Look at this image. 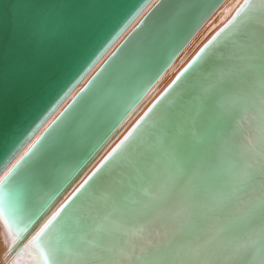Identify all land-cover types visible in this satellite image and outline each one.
Returning <instances> with one entry per match:
<instances>
[{
	"label": "snow or ice",
	"instance_id": "1",
	"mask_svg": "<svg viewBox=\"0 0 264 264\" xmlns=\"http://www.w3.org/2000/svg\"><path fill=\"white\" fill-rule=\"evenodd\" d=\"M218 2L191 0L187 16L165 20L152 40L142 43L137 37L161 4L157 0L23 155L10 168L0 159V168H8L0 177V217L6 216L13 226L20 220L34 222L152 89ZM258 3L264 16V0ZM252 5L244 0L49 217L33 241L47 243L45 264H69L58 246L66 213L79 212L81 218L93 214L97 201L93 184L114 165L131 161L125 155L128 148L138 158L155 149L146 169L148 175L141 177L147 185L141 189L144 199L134 213L148 226V238L138 251L124 253V260L108 264H264V42L248 57L233 55L236 37L244 28L242 17ZM136 8L135 2L130 3L93 27V35L71 63V71L51 107L108 50L127 27L125 17ZM219 48L230 49V54L218 55L215 50ZM213 59L219 65L203 77L199 100L215 102L220 123L216 142L195 158L182 157L175 148L165 145L161 136L151 138V130L159 127L153 116L165 103L170 106L173 92L181 94L180 86L189 74ZM98 90L102 101L95 106L91 102ZM30 131L20 134L19 147L26 143L25 136L30 138ZM257 175L261 179L254 183ZM257 210L259 222L253 226ZM103 219L108 221L109 216ZM112 224L128 234L125 225Z\"/></svg>",
	"mask_w": 264,
	"mask_h": 264
},
{
	"label": "bare ground",
	"instance_id": "2",
	"mask_svg": "<svg viewBox=\"0 0 264 264\" xmlns=\"http://www.w3.org/2000/svg\"><path fill=\"white\" fill-rule=\"evenodd\" d=\"M250 2L253 5L242 17L244 28L236 37V49L233 50V55L240 57H248L259 47L261 42H264V16L260 14L259 9L252 11L255 7V1L250 0ZM156 3L157 0H152L147 5L115 42V46ZM160 3L149 18L145 29L137 37L142 43L152 40L159 26L165 20L171 17L187 16L190 11L189 4L191 0H160ZM243 3L244 0H219L218 5L207 15L187 43L176 54L173 63L158 78L152 89L141 98L123 122L117 125L113 132L110 133L97 153L87 162L85 169L80 172V175L39 214L34 222L26 223L24 220H20L13 226L9 223L6 216L0 217V264L2 262L3 264H18L20 258L26 255L30 257L38 256L42 264H45L47 243L36 244L33 242L42 228L41 226L39 230H36L42 218L46 216L50 209L57 205L58 201H61L77 186L80 180L88 174L95 163L107 151L123 138L128 129L143 114L155 97L167 87L192 56L232 18L236 9ZM111 48L112 50L114 49L113 46ZM215 51L218 55L227 56L230 54V49L228 48H219ZM256 62L260 63L261 60L257 58ZM218 65V60H207L202 66L189 74L186 83L181 85L183 91L175 99L174 103L166 110H163L165 103L153 116V119L157 120L159 127L151 130L152 139L159 135L165 145L175 148L179 155L192 158L197 157L201 152L215 144L220 127V123L217 120L215 102L211 99L199 100V96L205 83L203 77L213 73ZM101 101L102 97L98 90L93 96L91 103L99 106ZM161 113L164 114L163 119H161ZM226 126L228 127L229 123ZM154 154L155 149H152L145 151L143 156L138 158L131 148L126 149L125 155H128L131 161L128 164H124L121 161L120 164L114 165L93 184L92 191L97 199L93 214L88 215L86 218H81L79 212L66 213L68 218L65 221L63 237L58 242V246L62 258L69 261V264H108L112 260H124L123 254L129 253L127 252L126 244L109 241L107 237L115 229L112 222L110 223V218L115 216L117 220L119 218L116 216L118 212H126L131 208L135 212L139 202L144 199L141 189L147 185L141 177L148 175L146 169L152 163ZM260 179V176L257 175L254 177L253 182L259 183ZM114 206L118 210L113 211ZM105 215L109 216L108 221L103 219ZM259 215L260 211L257 210V218L252 221L253 226L259 222ZM26 224L29 225L28 228L25 227ZM19 232L24 233V235L18 237L17 234ZM138 244V241L133 240L130 244L132 246L130 250H134L133 246H138Z\"/></svg>",
	"mask_w": 264,
	"mask_h": 264
},
{
	"label": "water",
	"instance_id": "3",
	"mask_svg": "<svg viewBox=\"0 0 264 264\" xmlns=\"http://www.w3.org/2000/svg\"><path fill=\"white\" fill-rule=\"evenodd\" d=\"M151 1L0 0V159L6 160L7 166L92 68L82 78L77 77L71 91L51 107L61 93L71 63L93 35V27L109 20L128 4L136 3L137 8L125 17L127 27L110 49ZM254 1L252 11L259 9L258 0ZM178 96L175 92L171 94L170 106ZM168 107L166 104L163 110ZM41 118L42 122L32 129L31 126ZM29 129L30 138L25 136L26 143L19 147L18 137ZM5 168H0V173ZM134 213L131 208L118 212L117 220L115 216L110 218V223L115 220L129 228L126 235L114 226L107 236L109 241L126 244L127 252L138 251V246L148 238V226L140 223L142 221ZM17 235L22 237L24 233ZM133 240L139 244L131 251Z\"/></svg>",
	"mask_w": 264,
	"mask_h": 264
},
{
	"label": "clouds",
	"instance_id": "4",
	"mask_svg": "<svg viewBox=\"0 0 264 264\" xmlns=\"http://www.w3.org/2000/svg\"><path fill=\"white\" fill-rule=\"evenodd\" d=\"M116 46L113 45V48ZM112 52V48L108 49L104 52V54L101 56V58L97 61L96 64L92 66V68L88 71V73L85 75V77L81 80V83L78 84L75 88L72 89V91L69 93L67 98L57 106V108L48 116L46 120H44L41 127L38 129V131L33 135L32 138L28 140V142L25 144V146L21 149L19 154L16 156V158L12 161L11 164H9L8 168L12 166L16 162L17 159L20 158L21 155L33 144V142L41 135V133L48 127V125L60 114V112L65 108V106L72 100V98L76 95V93L83 87V85L88 81V79L91 77V75L96 71L97 68L100 67V65L104 62V60L109 56V54ZM8 168L4 170V172L0 173V177H3L5 173L8 171ZM73 190V189H72ZM71 190V191H72ZM71 193V192H70ZM69 193V194H70ZM68 194V195H69ZM67 195V196H68ZM65 196L61 201L57 202V205H55L50 211L46 214L45 217L42 218L40 221V224L37 226L36 230H39L41 226H43L49 217L53 215V213L56 212L57 208L60 206L61 203H63L64 199L67 197ZM3 264V262H2ZM18 264H42V261L39 260L37 257H30V256H24L21 257L18 261Z\"/></svg>",
	"mask_w": 264,
	"mask_h": 264
}]
</instances>
